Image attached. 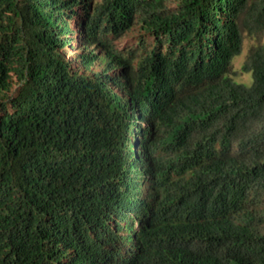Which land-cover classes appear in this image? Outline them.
<instances>
[{
  "label": "trees",
  "instance_id": "obj_1",
  "mask_svg": "<svg viewBox=\"0 0 264 264\" xmlns=\"http://www.w3.org/2000/svg\"><path fill=\"white\" fill-rule=\"evenodd\" d=\"M0 264H264V0H0Z\"/></svg>",
  "mask_w": 264,
  "mask_h": 264
},
{
  "label": "rangeland",
  "instance_id": "obj_2",
  "mask_svg": "<svg viewBox=\"0 0 264 264\" xmlns=\"http://www.w3.org/2000/svg\"><path fill=\"white\" fill-rule=\"evenodd\" d=\"M77 28H80V26L79 27L77 26ZM74 35H75L74 41H75V44L77 45L78 42L81 41V40H78V37H80V34L76 32L74 33ZM137 40H138V32L133 31L125 35L121 40L117 41L116 44L120 48L133 47L136 45ZM251 44H252V40L249 38L246 39L242 53L237 55L234 58V68L238 71L237 74L235 75L236 81L245 82V83H251L252 81L251 73H246V72L241 71L242 63L245 59L247 50Z\"/></svg>",
  "mask_w": 264,
  "mask_h": 264
},
{
  "label": "clouds",
  "instance_id": "obj_3",
  "mask_svg": "<svg viewBox=\"0 0 264 264\" xmlns=\"http://www.w3.org/2000/svg\"><path fill=\"white\" fill-rule=\"evenodd\" d=\"M77 26H78V27L80 26V23H79V22L76 23V28H77ZM77 29H78V28H77ZM74 33H76V32H73V36H75ZM78 38H79V37H78Z\"/></svg>",
  "mask_w": 264,
  "mask_h": 264
}]
</instances>
